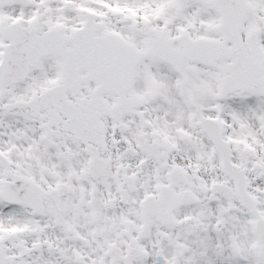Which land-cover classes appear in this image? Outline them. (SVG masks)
I'll return each instance as SVG.
<instances>
[{
    "label": "snow or ice",
    "instance_id": "1",
    "mask_svg": "<svg viewBox=\"0 0 264 264\" xmlns=\"http://www.w3.org/2000/svg\"><path fill=\"white\" fill-rule=\"evenodd\" d=\"M0 264H264V0H0Z\"/></svg>",
    "mask_w": 264,
    "mask_h": 264
}]
</instances>
